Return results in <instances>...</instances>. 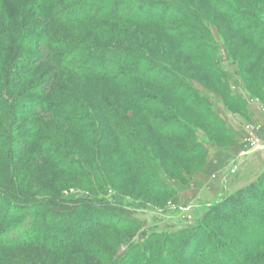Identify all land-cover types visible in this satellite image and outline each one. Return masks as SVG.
<instances>
[{
    "label": "trees",
    "instance_id": "1",
    "mask_svg": "<svg viewBox=\"0 0 264 264\" xmlns=\"http://www.w3.org/2000/svg\"><path fill=\"white\" fill-rule=\"evenodd\" d=\"M210 23L232 35L229 50L251 46L239 61L241 72L250 75L264 55V0H0V264L36 261L29 249L43 253L40 264H59L61 256L51 261L54 253L74 264L70 247L98 226V212L106 216L99 209L85 213L82 232L76 239L69 233L67 243L62 235L68 214L48 207L73 211L81 202H61L50 189L48 199L35 203L25 193L36 184L49 188V166L73 172L98 156L108 167L124 165L118 181L133 176L154 188L161 170L191 180L185 165L205 158L198 136L233 140L192 88L195 81L221 93L226 107L239 109L212 72L202 33ZM241 195L246 197L239 190L210 208L232 233L238 225L264 223L247 215L252 210L264 216V204L233 209ZM228 215L243 223H229ZM17 221L24 229L17 234L4 228ZM244 232L232 244L208 240L212 249L199 251L195 238L187 248L172 249L195 257L192 264H219L220 252L226 257L238 249L244 260L235 258L236 264H263L262 252L254 251L259 242L246 241ZM102 241L95 254L81 257L111 264L118 237Z\"/></svg>",
    "mask_w": 264,
    "mask_h": 264
},
{
    "label": "rangeland",
    "instance_id": "2",
    "mask_svg": "<svg viewBox=\"0 0 264 264\" xmlns=\"http://www.w3.org/2000/svg\"><path fill=\"white\" fill-rule=\"evenodd\" d=\"M232 16L234 17L236 15L233 14ZM222 28V26L217 28L215 24L210 23L209 26L202 28V33L206 41L205 46H208L206 49L211 52L210 64L213 66L212 72L218 78H221V84L224 85L226 92L236 97L235 101L239 109L226 107L221 93L204 88L195 81L192 83V88L194 91H197L198 95L203 96L205 99L204 104L210 107V110L220 119L224 127L232 133L233 139L235 135L227 123L230 118L236 121L235 123L238 124V129L243 133L244 139L249 141V144L253 142L254 146L261 145L262 140L260 139V135L258 137V134L261 133V126L262 124L264 125V123L259 120V126L258 123L254 121L255 119H253V116L248 114V105L257 104L260 109L259 112L261 113L260 118L264 119V96H261L258 92L259 90L264 91V55L262 61L250 75L243 74L240 70L239 61L241 62V60L244 59L246 54L251 50V46L247 45L229 50L228 44L232 35L230 33L224 34ZM236 39L238 40L239 37H236ZM246 76H249L250 82L253 83V87L248 84L249 82H247ZM238 115L243 117H239ZM240 121L243 123L241 127H239L240 123H238ZM142 126L141 124L140 127ZM198 134H201V131H198ZM198 138H200V145H202L205 152V158L203 162L201 159H197L195 160V164L190 163L185 165L189 167L190 173L192 174L191 180L202 170L206 162V149L209 146L222 149L232 141L220 143L216 141V137L210 139L205 136H198ZM260 148L261 147H259V149ZM234 160L235 159H231L229 161L234 163ZM157 163L160 167L159 162ZM234 165L236 167L237 163L232 165L233 168H235ZM92 166H94V168ZM123 167V164H121L119 168H115V166L108 167L98 156L94 157L93 165L92 161L90 163H81V165L76 166L77 169L73 172H56L53 167L49 166L48 172L50 171V173L44 174L47 182L46 186L51 183L48 189L45 187L39 190L40 184H36L35 187L30 189L25 188V193L28 195L27 198L31 199V202L36 203L37 201L48 199L49 197L47 196H49L48 193L51 190L56 191L54 193L56 194V199L61 202H81L73 211L61 210L59 207H51V209L48 207L50 212L53 211L52 213L59 212L68 214L67 220H65L66 225H64L67 227L62 235L67 243L72 242V240H70L71 236H68L69 233L73 236L76 234V239L78 234L82 232L83 215L85 213H93L94 210L99 209L102 213L106 214V216L103 217V215L100 216V212H98L97 218L100 220L97 221L98 226L91 233L80 234L75 240L76 242L70 247L71 253H73L72 260L74 264H93V262L83 259L81 255L83 253H94L97 247L100 248V244L103 243L102 236L118 237L119 240L116 252L112 255L111 259L115 263L110 261L111 264H192L195 257L192 258L190 254L183 255L181 251L178 249L176 251L174 249L177 246L183 249L187 248V246L193 243L189 240L190 238H193L192 240L197 239L196 243L199 251L205 248H213L212 245L207 244L208 240H222L232 244L235 235L238 237L241 235L240 232L244 231L243 238L246 241H250V243L254 241L259 242L255 247L257 250L254 251L262 252L261 257L263 258L264 223L263 227L258 225H244L242 227V225H238L240 227H237L238 229L232 233L230 232L232 229L229 228L231 224H227L225 227L220 226L221 223L217 219H213L214 216L210 208L213 204L227 199L230 195H233L239 190L243 191L246 197L244 198L243 195L239 196L234 202V210H238L236 207L237 205L246 208L249 206V203L253 201H257V205L261 204L263 206L264 178H261V175L264 174V169L251 182L237 191H234L232 194L219 197L216 201L207 205H197L191 201L177 203L174 197V184H177V182L180 184H187L191 180L181 182L178 179L165 175L162 173L163 170L159 168L162 172L160 171L156 178H159L161 182L154 188H147L142 181L136 180L133 176L127 177L125 182L118 181L117 176L123 172V170H121ZM101 180L104 181V187H102L103 183ZM80 182L86 184L90 189L84 187ZM29 194L33 195L31 196ZM247 198L249 201H247ZM30 204L31 203H29L27 207L30 206ZM229 207L232 208L231 206ZM25 212L26 211H22V213H20L21 217ZM72 215L73 218L71 217ZM247 215L250 219L256 221L260 218L264 219L263 215H258L256 211L252 210H250ZM225 217L228 219L227 221H229V223H243L242 219H234L231 215ZM62 219L63 218H61V220ZM19 222L20 221L10 223L5 225L4 228H13L14 234H17L20 230H24L20 227L21 223ZM52 222L54 221H49L48 225ZM117 228L120 233L115 232ZM173 241L175 243H173ZM218 246L217 249L220 250L221 246ZM241 246L242 248L245 247L243 244H241ZM173 247L174 249H172ZM27 251L33 256H37L36 261H17L18 264H40L43 253H39L33 249ZM103 253L104 251H100L101 255ZM224 254L225 253L220 252L217 255L219 258V261H216L217 263L236 264L235 258L240 260L239 263H242L244 260L242 249L231 250L226 257H224ZM51 256V261L61 256L59 264H66V255L54 253ZM252 259L255 260V257H252ZM261 260H263L264 264V258ZM103 263L108 264L105 262Z\"/></svg>",
    "mask_w": 264,
    "mask_h": 264
},
{
    "label": "crops",
    "instance_id": "3",
    "mask_svg": "<svg viewBox=\"0 0 264 264\" xmlns=\"http://www.w3.org/2000/svg\"><path fill=\"white\" fill-rule=\"evenodd\" d=\"M259 111L257 104L248 105V114L253 116L260 126L259 120L264 123V119L260 118ZM235 122L232 118L227 122L235 135L234 139L222 149L209 146L202 170L189 183L174 184L177 203L191 201L197 205H207L247 185L264 169V125L262 124L261 133L258 134L262 144L254 146L253 142L249 144V141L244 139ZM238 123L239 127L243 124L242 121ZM231 159H235V162L229 161ZM236 163L233 168L232 165Z\"/></svg>",
    "mask_w": 264,
    "mask_h": 264
}]
</instances>
